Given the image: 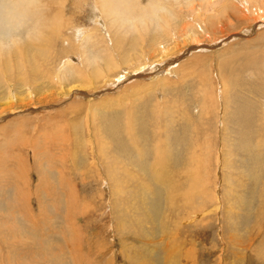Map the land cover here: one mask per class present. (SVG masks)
<instances>
[{
    "label": "rangeland",
    "instance_id": "374dc122",
    "mask_svg": "<svg viewBox=\"0 0 264 264\" xmlns=\"http://www.w3.org/2000/svg\"><path fill=\"white\" fill-rule=\"evenodd\" d=\"M8 1L0 264H264V0H38L17 22Z\"/></svg>",
    "mask_w": 264,
    "mask_h": 264
},
{
    "label": "bare ground",
    "instance_id": "6f19581e",
    "mask_svg": "<svg viewBox=\"0 0 264 264\" xmlns=\"http://www.w3.org/2000/svg\"><path fill=\"white\" fill-rule=\"evenodd\" d=\"M5 2H6V0H4ZM10 1V2H9ZM8 2L9 3H11V5H12V11H11V16H10V20H12V21H14V22H17V19L18 18H26V17H30L31 15H33L35 12H38V11H36L35 10V8H37L39 5H40V1H38V0H9ZM38 1V2H37ZM60 1H62V0H60ZM104 1V5H106L107 6V8L108 9H111V8H113L112 6L114 5V11L113 12H111V10H110V13H114V15H115V13L116 14H118V15H120V16H123V15H127V14H131V12H134L135 11V9L133 10V8H135V5L136 4H134L135 3V0H103ZM130 2V3H129ZM77 3V2H76ZM92 3V2H91ZM98 3V2H97ZM3 4H4V2H3ZM2 4V6H4ZM37 4V5H36ZM95 4V3H94ZM99 4H100V1H99ZM102 4V3H101ZM102 4V5H103ZM104 5H103V7H104ZM112 5V6H111ZM157 5V4H156ZM6 6V5H5ZM64 6V5H63ZM100 6V5H99ZM111 6V7H110ZM61 7V6H60ZM110 7V8H109ZM142 7V6H141ZM156 7V6H155ZM159 7V6H158ZM157 7V8H158ZM1 8V7H0ZM7 8H8V6H7ZM39 8V7H38ZM106 8V7H105ZM2 9H4L5 10V8H1V10ZM44 9V8H43ZM62 9V8H61ZM101 9H103V8H101ZM108 9H106V10H108ZM128 9V10H127ZM10 10V9H9ZM9 10H7V11H9ZM40 10H41V5H40ZM93 10V9H92ZM167 10V9H166ZM166 10H164V12H166ZM98 11L100 12V10L98 9ZM138 11V10H137ZM161 11H162V8H161ZM95 12V11H94ZM99 12H97V13H99ZM104 12V11H103ZM109 12V11H108ZM142 12V11H141ZM1 13H2V11H1ZM109 13V14H110ZM159 13V12H158ZM5 14H7V13H5ZM108 14V13H107ZM143 14V13H142ZM164 14V13H163ZM167 14V13H166ZM166 14H165V16H166ZM35 15V14H34ZM118 15H117V17H118ZM141 15V14H140ZM155 15V14H154ZM153 15V16H154ZM158 15V14H157ZM7 16H8V14H7ZM108 16V15H107ZM162 16V15H161ZM2 17V16H1ZM34 17V16H33ZM115 17V16H114ZM131 17V16H130ZM152 17V16H151ZM170 17V16H169ZM4 18V17H3ZM2 18V19H3ZM54 18V17H53ZM60 17H58L57 19L58 20H56V22H59V19ZM94 18V17H93ZM93 18H92V20H93ZM101 18V17H100ZM109 18V17H108ZM161 18H163V17H161ZM5 19V18H4ZM96 19V18H95ZM148 19V18H147ZM155 19V18H154ZM261 19V18H260ZM1 20V19H0ZM7 20H8V17H7ZM38 20V19H37ZM37 20H36V22H37ZM151 20V19H150ZM157 20V19H156ZM3 21V20H2ZM5 21V20H4ZM3 21V22H4ZM20 21V20H19ZM51 21H52V19H51ZM50 21V22H51ZM103 21V20H102ZM115 21V20H114ZM128 22H131V21H133L132 19H130V20H127ZM135 21H137V19L135 20ZM152 21V20H151ZM165 21V20H164ZM11 22V21H10ZM25 22V21H24ZM7 23H9V21L7 22ZM70 23V22H69ZM118 23V22H117ZM158 23V22H157ZM167 23V22H166ZM13 24V23H12ZM24 24V23H23ZM27 24V23H26ZM54 24V23H53ZM57 25H58V23H56ZM3 25V24H2ZM9 25V24H8ZM35 25V24H34ZM40 25V24H39ZM72 25V24H71ZM122 25V24H121ZM131 25V24H130ZM159 25V24H158ZM7 26V25H6ZM24 26V25H23ZM42 25H40V27L39 28H42L43 29V27L44 26H42ZM69 26V25H68ZM67 26V27H68ZM124 26H125V24H124ZM9 27V26H8ZM32 27H34V26H32ZM54 27V26H53ZM7 28V27H6ZM50 28H52L51 26H50ZM56 28V27H55ZM14 29V28H13ZM32 30V29H31ZM118 30V29H117ZM6 31V30H5ZM7 31H8V29H7ZM34 31H36V28H34ZM42 32H43V30H41ZM52 31H54V32H57L56 30H54V29H52ZM51 31V32H52ZM8 32H10V31H8ZM30 32V31H29ZM28 32V33H29ZM32 32V31H31ZM59 32V31H58ZM57 32V33H58ZM6 33V32H5ZM36 33H37V31H36ZM41 33V32H40ZM57 33H55V35L57 34ZM32 34V33H31ZM5 34H2V36H4ZM33 35H36V34H33ZM41 35H43V34H41ZM63 35V34H62ZM115 35V34H114ZM32 36V35H31ZM37 36H38V34H37ZM45 36V35H44ZM110 36V35H109ZM10 37V36H9ZM12 37V36H11ZM36 37V36H35ZM17 38H19V37H17ZM16 38V39H17ZM31 38V37H30ZM67 38H69V37H67ZM112 38V37H111ZM21 39V38H20ZM32 39V38H31ZM2 40V39H1ZM28 40H29V38H28ZM56 40H58V37H57V39ZM111 40V39H110ZM18 41V40H17ZM16 41V42H17ZM20 41V40H19ZM19 41H18V44H19ZM5 42H6V40H5ZM5 42H3L4 44H5V46H6V43ZM0 45H3L2 44V42L0 41ZM8 46V45H7ZM19 46H20V44H19ZM67 47V46H66ZM163 47V46H162ZM83 48V47H82ZM168 48V47H167ZM1 49H3V48H1ZM0 49V50H1ZM166 49V48H165ZM63 50V49H62ZM74 50V49H73ZM169 50V49H168ZM70 52H71V50H70ZM167 52V51H166ZM166 52H165V54H166ZM0 53H2V51H0ZM77 53V52H76ZM162 53H164V52H162ZM63 54V53H62ZM79 54V53H78ZM68 56H69V54H67ZM15 56V55H14ZM67 56V57H68ZM79 58V57H78ZM15 59V58H14ZM4 61H6V60H4ZM13 61V60H12ZM24 62V61H23ZM152 63V62H151ZM155 63V62H154ZM17 64V63H16ZM103 64V63H102ZM147 64V63H146ZM12 65V64H11ZM106 66V65H105ZM145 66V65H144ZM91 67V66H90ZM151 67H152V65H151ZM95 68V67H94ZM143 68V67H142ZM31 69V68H30ZM145 69V68H144ZM94 70V69H93ZM141 70V69H140ZM143 70V69H142ZM97 71V70H96ZM34 73V72H33ZM135 73V72H134ZM36 74V73H35ZM96 74H97V72H96ZM36 76V75H35ZM67 76H69L68 74H67ZM138 76V75H137ZM70 77V76H69ZM90 77H91V75H90ZM69 79V78H68ZM118 79V78H117ZM116 79V80H117ZM115 80V79H114ZM115 80V81H116ZM76 81V80H75ZM110 82V81H109ZM74 85V84H73ZM72 87V86H71ZM79 89V88H78ZM73 90V89H72ZM86 90V89H85ZM84 91V90H83ZM84 95V94H83ZM11 98V97H10ZM9 98V99H10ZM2 99V98H1ZM0 99V100H1ZM11 100V99H10ZM9 100V101H10ZM8 101V102H9ZM160 101V100H159ZM1 104V103H0ZM6 104V103H5ZM9 104V103H8ZM7 104V105H8ZM226 113V112H225ZM260 113V112H259ZM259 113H258V116H259ZM248 114V113H247ZM250 115V114H249ZM229 117V116H228ZM243 117H245V115L243 116ZM252 117V116H251ZM255 117H257L256 115H255ZM238 118V117H237ZM239 118H240V120L241 119H243V118H241L240 116H239ZM260 120H262V118H264L263 117V113L260 115ZM226 119V118H225ZM229 119V118H228ZM235 119V118H234ZM252 119H253V117H252ZM248 120H250V119H248ZM255 120V119H254ZM241 121H243V120H241ZM237 123V122H236ZM239 123V122H238ZM259 123V122H258ZM257 123V124H258ZM256 123H254V125H255ZM262 124H263V122H262ZM239 125V124H238ZM247 125V124H246ZM259 125V124H258ZM264 125V124H263ZM263 125H259L257 128L258 129H260V130H262V131H264V126ZM225 127V126H224ZM252 127H255V126H252ZM219 128V127H218ZM156 129V128H155ZM226 129H228V128H226ZM256 129V128H255ZM150 130V129H149ZM152 130V129H151ZM205 130H207V129H205ZM252 130V129H251ZM199 131V130H198ZM208 131V130H207ZM226 131V130H225ZM229 131V130H228ZM233 131V130H232ZM257 131V130H256ZM92 132V131H91ZM204 132V131H203ZM202 132V133H203ZM227 132V131H226ZM255 132V131H254ZM258 132V131H257ZM150 133V132H149ZM199 133H201V132H199ZM218 133V132H217ZM253 133V132H252ZM150 134H154V133H150ZM211 134V133H210ZM258 134V133H257ZM161 136V135H160ZM210 136V135H209ZM221 136V135H220ZM239 136V135H238ZM261 136V135H260ZM156 137V136H155ZM200 137V136H199ZM245 137V136H244ZM222 138V137H221ZM251 138V137H250ZM135 139V138H134ZM201 139V138H200ZM238 139V138H237ZM94 140V139H93ZM136 140V139H135ZM208 140V139H207ZM220 140V139H219ZM223 140V139H222ZM206 141V140H205ZM205 141H203V142H205ZM246 142H247V140H245ZM253 141V140H252ZM255 141V140H254ZM139 142V141H138ZM239 142H241V141H239ZM28 143V142H27ZM94 143V142H93ZM208 143V142H207ZM29 144V143H28ZM179 144V143H178ZM243 144V143H242ZM161 145V144H160ZM208 145V144H207ZM226 145V143H225V140L223 141V146H225ZM264 144H262V146H263ZM162 146V145H161ZM166 146V145H165ZM195 146V145H194ZM137 147V146H136ZM135 147V148H136ZM163 147V146H162ZM172 147V146H171ZM195 147H198V146H195ZM203 147V146H202ZM256 147V146H255ZM175 149H176V147H174ZM193 149V148H192ZM263 150H264V148H262ZM136 150H137V148H136ZM219 150V149H218ZM221 150V149H220ZM250 150H251V148H250ZM252 151V150H251ZM250 151V152H251ZM159 152V151H158ZM196 152V151H195ZM203 152V151H202ZM218 152V151H217ZM254 152V151H253ZM143 153V152H142ZM199 153V152H198ZM222 153V152H221ZM256 153H258V152H256ZM260 153V152H259ZM258 153V154H259ZM135 154V153H134ZM161 154V153H160ZM200 154V153H199ZM260 154H262V153H260ZM263 154H264V152H263ZM136 155V159H137V155L138 154H135ZM176 155V154H175ZM196 155V154H195ZM202 155V154H201ZM220 155V154H219ZM141 156V155H140ZM139 156V157H140ZM151 156H153V155H151ZM221 156H222V154H221ZM220 156V157H221ZM154 157H155V155H154ZM165 157V156H164ZM220 157H219V159H220ZM223 157V156H222ZM260 157V156H259ZM21 158V157H20ZM142 158V157H141ZM144 158V157H143ZM173 158H175V157H173ZM198 158V157H197ZM263 158V157H262ZM140 159V158H139ZM210 159V158H209ZM222 159V158H221ZM250 159V158H249ZM22 160V159H21ZM143 160V159H142ZM201 160V159H200ZM205 160V159H204ZM206 160H208V159H206ZM263 160V159H262ZM138 161V160H137ZM217 161H218V159H217ZM253 161V160H252ZM261 161V160H260ZM206 162V161H205ZM204 162V163H205ZM221 162H223V160L221 161ZM255 162V161H254ZM98 163V162H97ZM207 163H209V162H207ZM253 162H251V164H252ZM127 164H128V162H127ZM202 164V163H201ZM210 164V163H209ZM208 164V165H209ZM227 164V163H226ZM226 164H224V165H226ZM254 164V163H253ZM124 165H126V164H124ZM137 165V164H136ZM142 165V164H141ZM205 165V164H204ZM228 165V164H227ZM106 166V165H105ZM129 166V165H128ZM127 166V167H128ZM133 166V165H132ZM139 166V165H138ZM148 166V165H147ZM155 166V165H154ZM157 166V165H156ZM211 166H212V164H211ZM253 166H255V165H253ZM23 167V166H22ZM107 167V166H106ZM136 167V166H135ZM134 167V168H135ZM158 167V166H157ZM209 167V166H208ZM208 167H207V169H208ZM223 167H225V166H223ZM25 168V167H24ZM116 168V167H115ZM144 168V167H143ZM176 168V167H175ZM175 168H173L174 170H175ZM126 169V168H125ZM128 169V168H127ZM145 169V168H144ZM156 169V168H155ZM20 170V169H19ZM157 170V169H156ZM211 170V169H210ZM148 171H149V169H148ZM151 171V170H150ZM161 171H162V169H161ZM167 172L168 171H170V169L169 170H166ZM178 171V170H177ZM218 171V170H217ZM252 171V170H251ZM12 172V171H11ZM20 172L22 173V171L20 170ZM128 172V171H127ZM160 172V171H159ZM215 172V171H214ZM220 172H221V170H220ZM13 173V172H12ZM20 173V174H21ZM155 173H156V171H155ZM175 173V172H174ZM206 173H207V170H206ZM18 174V173H17ZM20 174H18V176L20 175ZM109 175H110V173H108ZM120 174H123V172L122 173H120ZM151 174H152V172H151ZM169 174V173H168ZM4 175V174H3ZM22 175H24L23 173H22ZM138 175V174H137ZM144 175V174H143ZM157 175V174H156ZM156 175H154L155 177H157ZM159 175L161 176L162 174H160L159 173ZM167 175V174H166ZM176 175V174H175ZM179 175H180V173H179ZM26 176V175H25ZM117 176V175H116ZM124 176V175H123ZM130 176H131V173H130ZM135 176V175H134ZM147 177L149 176L150 177V175H146ZM152 176V175H151ZM180 176H182V174L180 175ZM3 178H4V176H2ZM15 177V176H14ZM110 177H112V176H110ZM118 177H120V176H118ZM128 177V176H127ZM133 177V176H132ZM153 177V176H152ZM183 177V176H182ZM221 177V176H220ZM117 178V177H116ZM146 178V177H145ZM160 178V177H159ZM167 178V177H166ZM165 178V176H164V180L166 179ZM175 178H176V176H175ZM186 178V177H185ZM198 178V177H197ZM217 178V177H216ZM193 179H194V177H193ZM7 180H8V178H7ZM119 180V179H118ZM148 180V179H147ZM146 180V181H147ZM150 180H151V178H150ZM154 180V179H153ZM164 180H162V181H164ZM167 180V179H166ZM182 180V179H181ZM181 180H179V181H181ZM140 181H142V180H140ZM161 181V182H162ZM190 181V180H189ZM197 181V180H196ZM21 182V181H20ZM144 182V181H143ZM164 182H166V181H164ZM163 182V183H164ZM187 182V181H186ZM185 181H184V183H186ZM192 182V181H191ZM168 183V182H167ZM170 183V182H169ZM169 183H168V189H169ZM190 183V182H189ZM189 183H187V185L189 184ZM193 183V182H192ZM10 184V183H9ZM151 184V183H150ZM154 184H156L155 182H154ZM170 184H172V183H170ZM177 184V183H176ZM181 184H183V183H181ZM194 184V183H193ZM192 184V185H193ZM197 184H198V182H197ZM201 184V183H200ZM24 185V184H23ZM142 185V184H141ZM159 185V184H158ZM157 185V186H158ZM161 185V184H160ZM195 185V184H194ZM193 185V186H194ZM5 186V185H4ZM140 186V185H139ZM145 187H146V185H144ZM153 185L151 184V187H152ZM176 186H178V188L180 187L178 184L176 185ZM193 186H191V188L193 187ZM140 187H142V186H140ZM156 187V186H155ZM163 187V186H162ZM165 187V186H164ZM196 187V186H195ZM202 187V186H201ZM173 188H176V187H173ZM172 188V189H173ZM181 188V187H180ZM179 188V189H180ZM185 188V187H184ZM140 189V188H139ZM154 189V188H153ZM156 189V188H155ZM160 189V188H159ZM159 189H157V191L159 190ZM135 190V189H134ZM150 190V189H149ZM175 190V189H174ZM173 190V191H174ZM181 190H182V188H181ZM180 190V191H181ZM183 190H187V189H183ZM189 190V189H188ZM144 191H146L145 189H144ZM179 191V190H178ZM191 191V190H190ZM150 192V191H149ZM148 192V193H149ZM170 192V191H169ZM177 192V191H176ZM183 192V191H182ZM210 192V191H209ZM158 193H159V191H158ZM187 193H189V192H187ZM194 194L193 195H195V192H193ZM197 193V192H196ZM207 193V192H206ZM157 194V193H156ZM169 194V193H168ZM174 194H175V192H174ZM179 194H181V193H179ZM198 194H200V193H198ZM7 195V194H6ZM185 195V194H184ZM263 195V194H262ZM20 196V195H19ZM205 196V195H204ZM208 196V195H207ZM214 196V195H213ZM21 197V196H20ZM150 197V196H149ZM190 197V196H189ZM216 197V196H215ZM215 197H213L214 199H213V201H214V203H215V206L217 205V203L215 202ZM9 198V197H8ZM10 199V198H9ZM13 199V198H12ZM11 199V200H12ZM21 199H22V197H21ZM187 199V198H186ZM185 199V200H186ZM243 199V198H242ZM241 199V201H243ZM14 200V199H13ZM260 200V199H259ZM15 201V200H14ZM17 201L18 202H20V201H22V200H18V198H17ZM16 201V202H17ZM23 201H24V198H23ZM22 201V203L21 204H23L24 202ZM207 201V200H206ZM219 201V200H218ZM1 202V201H0ZM3 202V201H2ZM16 202H15V204H16ZM155 202V201H154ZM244 202V201H243ZM204 203V202H203ZM210 203V202H209ZM208 203V204H209ZM20 204V203H19ZM173 204V203H172ZM175 204V203H174ZM238 204V203H237ZM242 204V203H241ZM241 204H239V205H241ZM14 205V204H13ZM25 205V204H24ZM16 206H17V204H16ZM21 206V205H20ZM174 207H175V205H173ZM219 206V205H218ZM21 207H23V206H21ZM176 207H178V206H176ZM180 207V206H179ZM178 207V209H181V208H179ZM199 207V206H198ZM167 208V207H166ZM214 208V207H213ZM233 208V207H232ZM261 208H262V211H260V210H256V214L258 215V221L254 224V227H255V225H257L258 227H260V225H261V227H262V225H263V223L264 222H261V220L263 219L262 218V216L264 215V201H262L261 202ZM156 209V208H155ZM202 209V208H201ZM216 209V208H215ZM148 210V209H147ZM185 210V209H184ZM171 211V210H170ZM174 211V210H173ZM173 211H171V212H173ZM209 211V210H208ZM191 212V211H190ZM189 211H188V213H190ZM204 212V211H203ZM210 212V211H209ZM213 212H215V210L213 211ZM187 213V214H188ZM192 213V212H191ZM179 214V213H178ZM177 214V215H178ZM198 213H196L195 215H197ZM209 214V213H208ZM263 214V215H262ZM165 215V214H164ZM180 215V214H179ZM193 215H194V213H193ZM202 215V214H201ZM262 215V216H261ZM135 216V215H134ZM167 216V215H166ZM10 217V216H9ZM169 217H171V216H169ZM177 217V216H176ZM179 217V216H178ZM185 217V216H184ZM191 217H193V216H191ZM190 217V218H191ZM162 218V217H161ZM164 218V217H163ZM134 219V218H133ZM141 219V218H140ZM165 219V218H164ZM171 219V218H170ZM187 219V218H186ZM137 220V219H136ZM166 220H167V218H166ZM172 220V219H171ZM15 220H13V222H14ZM138 221V220H137ZM136 221V222H137ZM141 221V220H140ZM173 221V220H172ZM182 221V220H181ZM190 221V220H189ZM194 221V220H193ZM139 222V221H138ZM137 222V223H138ZM167 222V221H166ZM171 222V221H170ZM190 222H192V221H190ZM164 223V222H163ZM180 223V222H179ZM140 224V223H139ZM169 224V223H168ZM172 224H174L173 222H172ZM14 225H16V224H14ZM155 225V224H154ZM166 225V224H165ZM178 225V224H177ZM184 226V225H183ZM175 227H177V226H175ZM174 227V228H175ZM178 227H181V226H178ZM178 227H177V230H178ZM68 228V227H67ZM221 228V227H220ZM17 229V228H16ZM135 229V228H134ZM162 229L164 230V228L162 227ZM176 229V228H175ZM181 229V228H180ZM221 230V229H220ZM223 234H221V236H220V240L222 241V243H224L225 244V248H227V243H230L232 240L233 241H237L238 243H237V249L239 250V251H241L240 249L242 248V247H240L239 245H241V240H242V238L240 237V238H233V236H232V232H233V230H232V232H231V230L229 229V230H227V232L225 231V228L223 227ZM152 231V230H151ZM179 231V230H178ZM159 232V231H158ZM180 232V231H179ZM262 232H263V230H262ZM152 233V232H151ZM154 233H156V232H154ZM154 233H153V235H154ZM225 233V234H224ZM160 234V233H159ZM245 235H249L248 233L246 234V232H245ZM244 235V236H245ZM177 236V235H176ZM175 236V237H176ZM226 237V239H224ZM249 237V236H248ZM158 241H160V240H158ZM159 243V242H158ZM164 243V242H163ZM251 243H249V245H250ZM156 245V244H155ZM158 245V244H157ZM157 245H156V247H157ZM178 245V244H177ZM261 245H263L264 246V239L262 240V242H261ZM68 246V245H67ZM152 246H154V244L152 245ZM161 246V244H159V247ZM163 246V245H162ZM162 246H161V248H162ZM158 247V248H159ZM247 247V246H246ZM157 248V249H158ZM166 248V247H165ZM174 248V247H173ZM172 248V249H173ZM175 248H176V246H175ZM154 249V248H153ZM156 249V248H155ZM155 249H154V251H155ZM164 249V248H163ZM172 249H171V251H172ZM162 250V249H161ZM168 250H170V249H168ZM176 250H177V248H176ZM247 250V249H246ZM246 250H245V252H244V254H246ZM254 250H255V248H253V250H251V252L249 251V256L250 257H260V258H255V259H257V260H259V261H261V262H263L264 261V248H263V250H262V253H255L254 252ZM167 250H163V253H164V255L166 254L165 252H166ZM171 251H169V252H171ZM150 252V251H149ZM158 252V251H157ZM157 252H156V254H157ZM177 252V251H176ZM168 253V252H167ZM173 253V252H172ZM175 253V252H174ZM159 254V253H158ZM257 254H259V255H257ZM148 256V255H147ZM165 256H167V255H165ZM168 256H169V254H168ZM170 256H172V255H170ZM176 256V255H175ZM178 256V255H177ZM54 257V256H53ZM52 257V258H53ZM56 257V256H55ZM58 257V256H57ZM5 258V257H4ZM7 258V257H6ZM143 258H145V256L143 257ZM148 258V257H147ZM152 258V257H151ZM165 258V257H164ZM167 258V257H166ZM178 258V257H177ZM61 259V258H60ZM140 259V258H139ZM168 259V258H167ZM6 260V259H5ZM62 260V259H61ZM132 260V259H131ZM147 260V259H146ZM149 260V259H148ZM147 260V261H148ZM172 260V259H171ZM54 261V264L56 263V264H58L57 262H58V260L56 259V260H53ZM66 261V260H65ZM150 261V260H149ZM148 261V262H149ZM163 261V260H162ZM166 261V260H165ZM67 262V261H66ZM146 262V261H145ZM168 262H169V260H168ZM172 262H174V260L172 261ZM220 262V261H219ZM1 263V262H0ZM135 263V262H134ZM154 263V262H153ZM159 263V262H158ZM176 263H179V261L178 262H176ZM196 263V262H195ZM63 264H65V263H63ZM142 264V263H141ZM146 264V263H145ZM174 264V263H173ZM182 264V263H181Z\"/></svg>",
    "mask_w": 264,
    "mask_h": 264
}]
</instances>
